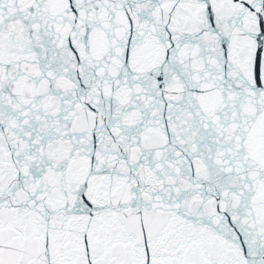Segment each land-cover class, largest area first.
I'll return each instance as SVG.
<instances>
[{"label":"snow or ice","instance_id":"obj_1","mask_svg":"<svg viewBox=\"0 0 264 264\" xmlns=\"http://www.w3.org/2000/svg\"><path fill=\"white\" fill-rule=\"evenodd\" d=\"M0 264H264V0H0Z\"/></svg>","mask_w":264,"mask_h":264}]
</instances>
